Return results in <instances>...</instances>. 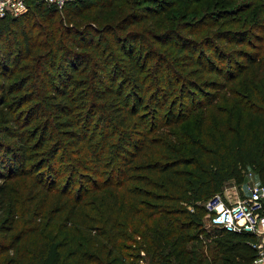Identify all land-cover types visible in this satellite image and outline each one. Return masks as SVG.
Listing matches in <instances>:
<instances>
[{
	"label": "trees",
	"instance_id": "trees-1",
	"mask_svg": "<svg viewBox=\"0 0 264 264\" xmlns=\"http://www.w3.org/2000/svg\"><path fill=\"white\" fill-rule=\"evenodd\" d=\"M213 1L0 18V264L252 263L255 239L203 202L264 184V0L241 32L216 29L231 0Z\"/></svg>",
	"mask_w": 264,
	"mask_h": 264
},
{
	"label": "built area",
	"instance_id": "built-area-1",
	"mask_svg": "<svg viewBox=\"0 0 264 264\" xmlns=\"http://www.w3.org/2000/svg\"><path fill=\"white\" fill-rule=\"evenodd\" d=\"M57 9L73 0H37ZM26 11V0H0V18L18 17ZM250 177V173L247 175ZM245 194L230 196L224 186L204 200L208 224L232 233H246L255 239L257 254L251 264H264V184L249 181Z\"/></svg>",
	"mask_w": 264,
	"mask_h": 264
},
{
	"label": "rangeland",
	"instance_id": "rangeland-1",
	"mask_svg": "<svg viewBox=\"0 0 264 264\" xmlns=\"http://www.w3.org/2000/svg\"><path fill=\"white\" fill-rule=\"evenodd\" d=\"M206 1L214 2L213 0H204V3ZM251 1L252 0H231L229 4L223 5L221 7H216V8L214 5H212L213 3H211L210 8H213L215 12H217L219 15L222 16V18L217 21L218 24L216 26V29H219L221 32L222 31L223 32H231V31L241 32L245 30L247 31V29L249 28L250 21H251L250 12L249 11L241 12V11L244 7H249ZM189 4H191V7H192L190 8V10L193 9L194 4L192 2L182 3V4L181 2H178L176 6V10L178 11L179 14L183 15V13H185L186 11L185 10L186 6H188ZM213 31L215 32V30ZM259 34L261 33L259 32ZM224 45H225L224 42L219 43V46L223 47L224 49L223 52L230 53V51L232 50V46H228L229 48L227 49L225 48ZM245 179H247V176ZM249 181L250 180L248 179L246 183L244 184L241 183L239 186L238 185L234 186L236 188L233 187L232 182H226L224 186L230 192V196H241L246 189V185L249 183H252ZM207 227H209L208 224H207ZM202 250H203L205 257L209 260V258H211V254L209 253L210 251L206 250L205 246L202 247Z\"/></svg>",
	"mask_w": 264,
	"mask_h": 264
},
{
	"label": "crops",
	"instance_id": "crops-1",
	"mask_svg": "<svg viewBox=\"0 0 264 264\" xmlns=\"http://www.w3.org/2000/svg\"><path fill=\"white\" fill-rule=\"evenodd\" d=\"M249 173H250V177L247 176ZM246 176H247V179H245V180L242 182L243 184L246 183L248 179H249V180H252V181L255 182V183H259V181H258L256 175H254L252 172H248V173L246 174ZM246 176H245V178H246ZM230 182H232L233 187H234V186H237V185H238V186L240 185V184H236V183H234L233 181H230ZM234 188H236V187H234ZM245 192H246V191H244V193H243L242 195H244Z\"/></svg>",
	"mask_w": 264,
	"mask_h": 264
}]
</instances>
